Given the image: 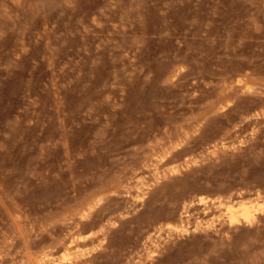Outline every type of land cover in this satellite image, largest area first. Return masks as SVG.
Segmentation results:
<instances>
[{
	"label": "rangeland",
	"instance_id": "obj_1",
	"mask_svg": "<svg viewBox=\"0 0 264 264\" xmlns=\"http://www.w3.org/2000/svg\"><path fill=\"white\" fill-rule=\"evenodd\" d=\"M39 260L264 264V0H0V264Z\"/></svg>",
	"mask_w": 264,
	"mask_h": 264
},
{
	"label": "bare ground",
	"instance_id": "obj_2",
	"mask_svg": "<svg viewBox=\"0 0 264 264\" xmlns=\"http://www.w3.org/2000/svg\"><path fill=\"white\" fill-rule=\"evenodd\" d=\"M158 170V169H157ZM222 204V203H221ZM227 204V210L230 213V220L231 222H234L237 220V213H240L241 216L246 220V221H251L254 217V213H253V208L252 205H250L249 202L247 201H240V202H232V203H226ZM181 226V230H183L184 232L187 231L188 229L185 227L184 224L180 225ZM180 226L176 225L177 228H179ZM73 249V248H72ZM67 250H71V248L69 247ZM42 259V258H41ZM46 259V258H45ZM65 259V258H64ZM42 260H39L38 263L42 264Z\"/></svg>",
	"mask_w": 264,
	"mask_h": 264
}]
</instances>
